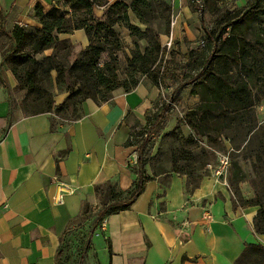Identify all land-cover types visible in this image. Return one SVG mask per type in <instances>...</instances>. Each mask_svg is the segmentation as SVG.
<instances>
[{"label":"crops","instance_id":"obj_1","mask_svg":"<svg viewBox=\"0 0 264 264\" xmlns=\"http://www.w3.org/2000/svg\"><path fill=\"white\" fill-rule=\"evenodd\" d=\"M115 1L107 0L108 4ZM36 4L43 12L54 6L50 0H0L6 26L38 27ZM189 5L188 0H172L170 31L181 55L201 35V20ZM104 11L103 6L93 8L99 18H104ZM128 19L139 26L130 11ZM114 28L118 32L119 25ZM56 36L79 49L88 45L83 29ZM164 39L160 35L161 44ZM181 55L179 60L174 58L184 64ZM7 79L10 87L16 85L10 74ZM190 89L188 85L178 93L187 107L199 102ZM5 91L0 86V264H54L68 222L81 214L84 204L96 208L95 186L108 181L121 190L131 186L136 177V146L125 143L132 141L136 124H145V113L156 102L158 89L141 76L130 91L117 88L104 102L86 99L81 116L69 122L48 112L21 114L12 108ZM186 129L185 136L193 134L188 125ZM206 168L207 173L198 174L195 182L180 172L146 181L128 209L102 219L79 262L235 264L248 246L264 249V232L256 233L253 227L258 208H234L228 184L214 179L211 164ZM145 171L150 175L146 166ZM241 185L242 198L250 199L248 186ZM259 263L255 259L250 264Z\"/></svg>","mask_w":264,"mask_h":264},{"label":"trees","instance_id":"obj_2","mask_svg":"<svg viewBox=\"0 0 264 264\" xmlns=\"http://www.w3.org/2000/svg\"><path fill=\"white\" fill-rule=\"evenodd\" d=\"M50 1L54 6L48 12H43L39 4L35 5L38 27L13 25L8 28L0 13V31L10 41V48L3 54L2 60L17 81L15 87L26 89L27 94L35 93L36 101L39 97L45 98L44 103L31 114L53 110L61 112L77 106L81 109L86 99L104 102L117 88L130 91L141 76H146L156 87L166 78L175 77L177 84L171 93V100L188 85L191 86V93L199 97L198 104L190 109L187 119V124L196 135L204 136L214 131L219 138L220 131L228 129L241 132L244 135L240 140L242 142L247 136L262 130L253 116L255 100L264 98V0H247L237 12H225V20L216 28L209 29L201 22L203 33L196 40L197 45L181 55L184 64L176 63L173 50L166 52L162 49L161 34L151 27L152 23L162 20L168 33L169 0H117L112 4H108L107 0ZM96 6L104 7V18L94 15L93 8ZM191 8L194 11L198 9L195 0ZM129 11L139 24L145 26L144 29L129 22ZM115 25L125 26L134 44L131 54L126 57L124 77L118 74L115 50L121 42ZM76 29H83L88 39V45L79 58L67 66L57 63L56 53L46 56L43 61L36 59L35 56L44 50L71 47L67 40L58 39L56 34ZM140 42H143L142 47ZM102 53H106V62L100 65ZM166 55L168 58L165 59ZM177 69H181L182 73L176 74ZM52 70L56 71L55 82L64 85L67 92L59 104L54 103L47 90H41L38 86L40 74L49 76ZM169 108V104L161 103L158 106L156 102L146 111L145 137L136 143L133 140L125 143L136 146L137 161L133 168L136 177L131 186L121 190L110 181L95 186L94 191L99 199L105 191L102 197L104 202L97 210L84 204L81 214L68 222L59 237L54 264H81L79 261L90 248L91 236L102 219L128 209L143 191L145 182L153 178L146 174L144 151ZM133 135L132 131L131 138ZM237 137L234 133V138L238 140ZM231 140L230 137L222 139L229 143ZM249 142L244 148L249 146ZM260 149L264 150L262 140L259 141ZM259 150H256V157H260ZM188 156L187 152H183L185 159ZM241 199L240 202L234 200V208L257 206L254 231L264 232V208L257 202V197L255 200ZM76 221L79 223L76 224ZM82 222L89 223L88 235L79 249L73 248L72 236ZM106 242L111 252L109 242ZM255 259L260 261L259 264H264V249L259 245H250L235 264H250Z\"/></svg>","mask_w":264,"mask_h":264},{"label":"rangeland","instance_id":"obj_3","mask_svg":"<svg viewBox=\"0 0 264 264\" xmlns=\"http://www.w3.org/2000/svg\"><path fill=\"white\" fill-rule=\"evenodd\" d=\"M170 1L171 12L168 20V33L170 32V22L172 19V0ZM190 1L189 7L193 0ZM247 0H201L198 9L195 11L199 20L203 22L207 28H216L219 24H222L225 20V12H237L241 9ZM186 3V2H185ZM188 3H186L187 5ZM97 17V16H96ZM141 29H144L143 24H139ZM151 27L154 30L160 32L161 36H166L168 33L165 31V24L162 20L152 23ZM200 31V30H199ZM129 31L123 25L118 28V35L120 38V46L115 50L117 58L118 74L120 77H124L126 69V57L131 54L134 48V44L128 35ZM202 34V25L201 31ZM226 35V33H225ZM224 35V36H225ZM129 36V37H128ZM199 36L197 37V39ZM196 39V40H197ZM161 44V43H160ZM139 45L142 47L143 42ZM195 45H197L195 41ZM194 45V46H195ZM174 46V45H173ZM10 48V41L8 37L0 31V86L6 90L8 100L12 108L20 112L21 114H31L44 103L45 98L39 97V100H35V93L27 94L26 89H18L15 86L10 87L7 79V74L14 79L9 70L7 64L2 60L3 54ZM82 50L78 47L68 48H56L55 50H44L37 54L35 57L38 61H43L44 58L51 53H56L55 60L58 64L67 66L71 64L75 59L79 58ZM174 56L179 60L181 54L173 48ZM168 58V55L165 56ZM106 62V53H102L99 59V64L103 65ZM182 71L179 72L181 74ZM56 71L52 70L49 76L40 74L38 86L41 90H47L52 96L54 103H61L67 95L64 85H58L55 82ZM177 80L175 77L163 80L161 82V88L166 91L165 96L170 98L173 96L171 93L176 87ZM191 90V89H190ZM160 90H158L157 104L161 103ZM170 101V99H169ZM155 102V103H156ZM153 103V104H155ZM181 97L175 96V99L171 100L168 109V113L164 117L163 121L159 125L158 129L151 135L150 140L145 148L144 156L147 158L146 167L149 168L150 175L156 177L157 175L164 174L169 175L170 172H180L189 175V179L195 182L197 175L200 173H207V164L215 166L217 164V153L225 152L226 147L229 149L230 167L227 175V183L229 189L234 198L240 202L242 196L240 193L241 184H246L250 190L251 200H255L264 208V150H259V141H264V98H257L254 106V116L258 125L262 127V130L255 132L253 135L246 137L244 141H240L244 135L238 131H232L225 129L220 131L219 138L214 131L207 132L204 136H198L194 132L189 136L184 135V131L187 130L186 126L188 114L193 107H187L183 104ZM152 108V107H151ZM81 109L71 108L66 111L55 112L54 110L49 112L54 119L62 121H72L76 119L78 115H81ZM189 126V125H188ZM144 125L136 124L132 136V140L136 142L145 137ZM184 128V129H183ZM233 132V133H231ZM234 133L238 136V140L234 138ZM230 137L232 140L227 146H224L222 139ZM249 146L244 148L248 142ZM256 150L260 151V157H256ZM183 152H187L189 156L185 159ZM205 169L206 171H203ZM105 191H103L104 193ZM103 193L99 199L97 195L96 208L102 205ZM257 207V206H256ZM76 224L79 221L75 222ZM89 223L82 222L80 227L73 234V248H80L87 233Z\"/></svg>","mask_w":264,"mask_h":264},{"label":"built area","instance_id":"obj_4","mask_svg":"<svg viewBox=\"0 0 264 264\" xmlns=\"http://www.w3.org/2000/svg\"><path fill=\"white\" fill-rule=\"evenodd\" d=\"M196 4L199 6L201 0H195ZM174 24V19H171L170 26ZM174 42H173V36L171 31L165 36V39L163 43L161 44L162 49H164L166 52H169L173 50L174 48ZM165 58V57H164ZM166 59V58H165ZM165 59L162 60V68L165 65ZM161 83L157 86V89L160 90V98H161V103L169 104L171 101V98H167L165 96L166 91L161 88ZM170 99V101H169ZM160 103V104H161ZM230 167V157H229V149L226 147L225 152H218L217 153V164L215 166H212V176L216 181L222 182L223 184L227 185V175H228V170ZM62 189L60 188L59 190V197H62Z\"/></svg>","mask_w":264,"mask_h":264}]
</instances>
